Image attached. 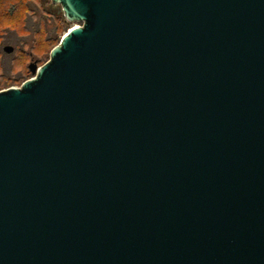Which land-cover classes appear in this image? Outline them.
<instances>
[{
	"label": "water",
	"instance_id": "water-1",
	"mask_svg": "<svg viewBox=\"0 0 264 264\" xmlns=\"http://www.w3.org/2000/svg\"><path fill=\"white\" fill-rule=\"evenodd\" d=\"M51 2L81 24L0 90V264H264V0Z\"/></svg>",
	"mask_w": 264,
	"mask_h": 264
},
{
	"label": "rangeland",
	"instance_id": "rangeland-1",
	"mask_svg": "<svg viewBox=\"0 0 264 264\" xmlns=\"http://www.w3.org/2000/svg\"><path fill=\"white\" fill-rule=\"evenodd\" d=\"M16 1V0H10ZM36 17L41 16L42 27L38 33H26L22 27V6L15 4L11 9L5 2H0V90L10 86H20L27 78L32 76L28 64L32 59L41 65L49 58L51 48L56 45L67 29L81 22H69L65 19L60 4H54L51 0H37L35 4ZM9 24L17 28L18 34L23 35L22 42H9L10 35L3 33V26ZM35 25V23H34ZM57 27V32L52 34V39L47 40V30ZM9 44L14 47L11 53H6L3 46Z\"/></svg>",
	"mask_w": 264,
	"mask_h": 264
},
{
	"label": "trees",
	"instance_id": "trees-1",
	"mask_svg": "<svg viewBox=\"0 0 264 264\" xmlns=\"http://www.w3.org/2000/svg\"><path fill=\"white\" fill-rule=\"evenodd\" d=\"M0 2H5L8 5V9H11L12 5L18 4L23 7L25 10V13L23 14V22H22V27L19 28L21 30H24L26 33H38L42 27V22H41V16L39 18L36 17V9H35V4L37 3V0H16V1H10V0H0ZM35 23V25H34ZM57 27L56 25L55 28L52 30H47V40L52 39V34L54 32H57ZM17 28L11 27L9 24H6L3 26V33L4 34H9V42H22L23 41V35L18 34Z\"/></svg>",
	"mask_w": 264,
	"mask_h": 264
}]
</instances>
